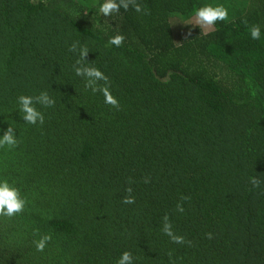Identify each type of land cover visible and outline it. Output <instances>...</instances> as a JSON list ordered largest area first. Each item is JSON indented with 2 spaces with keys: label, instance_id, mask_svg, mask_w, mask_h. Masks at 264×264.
Wrapping results in <instances>:
<instances>
[{
  "label": "trees",
  "instance_id": "obj_1",
  "mask_svg": "<svg viewBox=\"0 0 264 264\" xmlns=\"http://www.w3.org/2000/svg\"><path fill=\"white\" fill-rule=\"evenodd\" d=\"M103 2L0 0V179L26 201L0 215V264H264V0ZM209 4L228 18L183 25ZM42 92L28 124L17 98Z\"/></svg>",
  "mask_w": 264,
  "mask_h": 264
},
{
  "label": "clouds",
  "instance_id": "obj_2",
  "mask_svg": "<svg viewBox=\"0 0 264 264\" xmlns=\"http://www.w3.org/2000/svg\"><path fill=\"white\" fill-rule=\"evenodd\" d=\"M130 0H105L100 5V12L104 16H109L113 13L119 12V9L123 7L125 10L129 7ZM136 11L140 12L142 9L139 5H136ZM229 12L223 5L213 6L211 4L205 5L194 9V18L190 19L189 24H194L196 27L199 26H211L216 21H224L228 18ZM251 37L254 40H259L261 38V28L259 26H253L250 29ZM124 37L122 35H115L110 38L109 43L119 47L123 42ZM80 56L87 60L88 50L82 48L80 50ZM78 63H80L78 61ZM76 74L78 76L87 77L86 87L90 88L92 92H101L105 98V103L111 104L113 106L118 105L117 99L111 94L108 87H99V81L107 82V77L95 67L81 66L76 68ZM35 103L42 104L44 106H52L55 100L52 99L47 92H42L37 97L21 95L17 98V104L19 112L22 113V119L28 124H37V122L43 124L44 116L37 110L34 106ZM18 144V140L15 134V129L11 126L4 131L3 135H0V147L5 145L9 147H15ZM254 185H259L260 181L256 178H252L251 181ZM126 203H131V200H126ZM25 199L21 196L20 190L13 184H11L7 179H0V215L6 217H13L15 214L23 211L25 207ZM167 231V229H166ZM167 234L171 235L168 231ZM177 242H181L182 238L174 237ZM50 236H42L39 240L34 241L36 250L43 252ZM118 264H132V256L129 252H124L118 260Z\"/></svg>",
  "mask_w": 264,
  "mask_h": 264
},
{
  "label": "rangeland",
  "instance_id": "obj_3",
  "mask_svg": "<svg viewBox=\"0 0 264 264\" xmlns=\"http://www.w3.org/2000/svg\"><path fill=\"white\" fill-rule=\"evenodd\" d=\"M189 21H190V20H188V21H186V22H183V25H184V26L193 27V28L196 27L194 24L190 25V24H189ZM178 24L181 25L180 22H178ZM202 29H203L205 32H207V31L210 29V26H207V25L202 26ZM178 31H180V30H178ZM183 31H184V30H183Z\"/></svg>",
  "mask_w": 264,
  "mask_h": 264
}]
</instances>
